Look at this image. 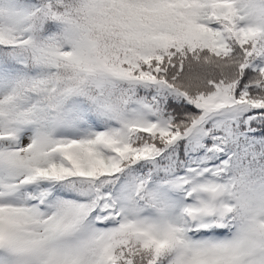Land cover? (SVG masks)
Instances as JSON below:
<instances>
[{
  "label": "snow or ice",
  "instance_id": "1",
  "mask_svg": "<svg viewBox=\"0 0 264 264\" xmlns=\"http://www.w3.org/2000/svg\"><path fill=\"white\" fill-rule=\"evenodd\" d=\"M0 264H264V0H0Z\"/></svg>",
  "mask_w": 264,
  "mask_h": 264
}]
</instances>
